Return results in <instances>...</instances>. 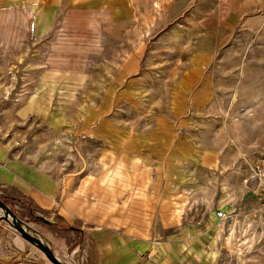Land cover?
Segmentation results:
<instances>
[{"label":"rangeland","instance_id":"1","mask_svg":"<svg viewBox=\"0 0 264 264\" xmlns=\"http://www.w3.org/2000/svg\"><path fill=\"white\" fill-rule=\"evenodd\" d=\"M254 1L4 0L7 7L0 9L1 145L10 158L26 160L56 176L84 172L93 160L92 146L70 136V131L77 128L84 109L93 110L110 90L114 104L101 117L113 119L125 132L129 129V78L119 82L116 90L108 86L117 80L116 72L131 48L144 47L138 61L136 104L131 105L137 113L165 112L174 75L192 55L205 53L210 58L214 96L195 131L229 164L224 172L202 177L210 182L230 176L229 193L223 184L211 185L220 189L216 200L229 206L237 178L247 172L252 159L264 158V25L244 18L240 7ZM13 3L14 8L8 7ZM43 75L56 82L61 76L63 81L81 82L70 94L66 110L59 88L52 94L53 114L47 110L41 116L29 106L35 83ZM244 188L240 208L250 216L247 221L256 220L247 228L246 264H264V218L252 215L260 209L252 184ZM0 200L37 236L30 227L35 217L27 212L21 216L12 203ZM208 206L204 198L192 208L200 215ZM0 224L7 226L2 220Z\"/></svg>","mask_w":264,"mask_h":264},{"label":"crops","instance_id":"2","mask_svg":"<svg viewBox=\"0 0 264 264\" xmlns=\"http://www.w3.org/2000/svg\"><path fill=\"white\" fill-rule=\"evenodd\" d=\"M6 7L0 0V9ZM240 7L244 18L264 25V0ZM143 50L141 44L131 48L117 80L108 86L116 90L129 78V129L101 117L114 104L110 90L93 110L84 109L69 134L92 146L93 160L84 172L56 176L10 158L0 143V198L21 216L27 212L36 218L32 231L64 264H246L247 228L256 222L247 221L250 216L240 208L246 173L235 181L229 206L216 200L220 189L211 185L223 184L229 193L230 176L210 182L202 177L224 172L229 164L195 131L214 96L210 58L194 54L174 75L165 112L137 113L131 105L136 104ZM56 80L43 75L35 83L29 106L41 116L47 110L53 114V90H61L66 110L70 94L81 86L62 76ZM204 198L209 208L199 215L192 205ZM216 211L226 217L223 222L215 218ZM252 215L264 218V211ZM28 247L0 224V264H50Z\"/></svg>","mask_w":264,"mask_h":264},{"label":"water","instance_id":"3","mask_svg":"<svg viewBox=\"0 0 264 264\" xmlns=\"http://www.w3.org/2000/svg\"><path fill=\"white\" fill-rule=\"evenodd\" d=\"M0 220L4 221L9 228L25 242L37 249L43 255L44 259L50 264H64L60 261L53 252L48 248L46 243L37 236L29 233V229L24 226L14 214L11 213L9 208L0 200Z\"/></svg>","mask_w":264,"mask_h":264},{"label":"built area","instance_id":"4","mask_svg":"<svg viewBox=\"0 0 264 264\" xmlns=\"http://www.w3.org/2000/svg\"><path fill=\"white\" fill-rule=\"evenodd\" d=\"M245 183L253 184L252 193L256 195L261 211H264V158L253 161L246 172ZM218 222H223L226 217L219 211L215 212Z\"/></svg>","mask_w":264,"mask_h":264}]
</instances>
